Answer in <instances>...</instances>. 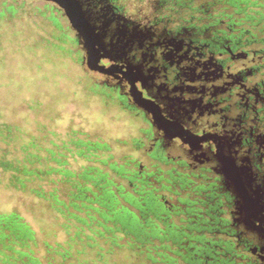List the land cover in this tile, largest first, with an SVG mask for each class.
I'll list each match as a JSON object with an SVG mask.
<instances>
[{
  "label": "flooded vegetation",
  "instance_id": "obj_1",
  "mask_svg": "<svg viewBox=\"0 0 264 264\" xmlns=\"http://www.w3.org/2000/svg\"><path fill=\"white\" fill-rule=\"evenodd\" d=\"M94 1L105 24L120 22L144 39L121 60L99 50L117 71L90 68L114 84L121 105L148 118L149 165H114L113 179L134 195L143 187L157 196L179 225H201L194 234L212 254L192 248L178 264H264L261 25L224 0H159L143 18L121 15L118 0Z\"/></svg>",
  "mask_w": 264,
  "mask_h": 264
},
{
  "label": "rangeland",
  "instance_id": "obj_2",
  "mask_svg": "<svg viewBox=\"0 0 264 264\" xmlns=\"http://www.w3.org/2000/svg\"><path fill=\"white\" fill-rule=\"evenodd\" d=\"M76 1L99 37L102 57L121 60L144 41L120 22L105 24L94 0ZM118 2L127 18H143L147 5L159 6V0L133 7ZM86 56L84 39L58 4L0 0V215L15 213L32 231L22 246L0 238V264H23L11 259L17 257L14 249L32 253L42 264H153L145 245L128 246V237L112 246L106 236L76 235L78 222L61 216L48 198L55 191L67 201L72 190L57 168L74 172V179L91 167L115 178L114 165L150 163L145 111L121 105L119 90L91 71Z\"/></svg>",
  "mask_w": 264,
  "mask_h": 264
},
{
  "label": "trees",
  "instance_id": "obj_3",
  "mask_svg": "<svg viewBox=\"0 0 264 264\" xmlns=\"http://www.w3.org/2000/svg\"><path fill=\"white\" fill-rule=\"evenodd\" d=\"M224 1L237 13H243L251 23L261 25L260 30L264 31V0ZM116 170L119 173L123 171L121 168ZM56 171L61 176L60 180L73 183L72 190L67 195V201L60 199L55 191H50L48 198L52 199L55 210L61 216L78 222L79 225L75 226L76 235L87 232L90 239L106 236L112 246L119 245L120 237H128V246L137 245L141 249L145 245L146 256L153 264H178V255H183L189 261L192 248L205 257L212 254L211 247L202 246L204 238L194 234L196 229L201 228L200 224L187 222L179 225L170 220L171 211L143 187L137 189V195H134L110 178L107 172L93 167L83 170L75 179V173L65 167L57 168ZM23 172L30 173L33 170L24 169ZM128 177L130 181L135 178L131 175ZM36 192L45 196L42 191ZM31 234L28 225L15 213L0 215L1 239L11 238L12 242L22 246L31 238ZM7 246L13 248L11 243ZM14 253L17 257L12 254L11 259L18 258L23 264H42L30 252L14 249Z\"/></svg>",
  "mask_w": 264,
  "mask_h": 264
},
{
  "label": "water",
  "instance_id": "obj_4",
  "mask_svg": "<svg viewBox=\"0 0 264 264\" xmlns=\"http://www.w3.org/2000/svg\"><path fill=\"white\" fill-rule=\"evenodd\" d=\"M58 4L66 12V15L80 36L85 41L87 48V65L93 70L115 72L118 69L114 65L106 63L99 55V37L93 32L88 20L81 14L79 4L76 0H46Z\"/></svg>",
  "mask_w": 264,
  "mask_h": 264
}]
</instances>
